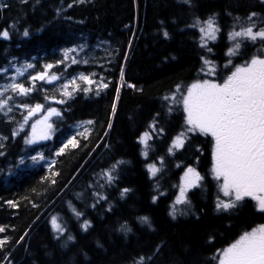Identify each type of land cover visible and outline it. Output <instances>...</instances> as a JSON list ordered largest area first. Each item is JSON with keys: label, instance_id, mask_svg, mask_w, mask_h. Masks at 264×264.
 Returning <instances> with one entry per match:
<instances>
[{"label": "trees", "instance_id": "16d2710c", "mask_svg": "<svg viewBox=\"0 0 264 264\" xmlns=\"http://www.w3.org/2000/svg\"><path fill=\"white\" fill-rule=\"evenodd\" d=\"M4 3L8 7L0 8V31L8 30L10 39L0 38V67L10 60H25L35 66L18 82L30 87L29 73L63 60V50L77 44H85L87 53L77 58L88 59L89 63L64 61L51 69L61 79L53 84L37 81V88L43 91L17 97L31 106L37 102L44 106L17 136L11 133L18 129L17 122H23L26 110L15 108L8 117L0 113V137H5L0 139V227L5 229L0 240L8 241L0 247V264H8V260L11 264H133L141 255H151L160 244L153 264H217L212 257L218 250L234 242L243 231L264 224V215L254 211L255 202L249 198L231 215L215 208L217 196L222 194L211 175L210 136L188 134L182 148L168 152L182 131L183 113L179 100L169 113L167 106L172 102L163 99L171 96L177 85L186 90L206 78L207 67L201 70V55L218 67L223 65L228 59L225 53L233 44L227 33L235 23L226 13L241 17L250 11L264 13V6L257 0H192V8L179 0H85L83 4L73 0H0V5ZM69 3L71 8L67 7ZM59 9L62 11L57 15ZM213 13L218 14L216 21L221 28L216 41L208 42L214 55L200 47L198 29L186 27L194 16L205 20ZM25 29L28 37L23 36ZM163 31L169 33L168 39ZM250 51L242 49L244 55ZM234 59L241 62L240 56ZM81 73L97 81L103 77L109 87L97 95L93 86L87 94L75 92L71 98H63L65 103L56 104L52 98L62 99L57 91L60 85ZM6 81L4 75L0 76V84ZM114 101L116 113L110 117ZM48 107L60 112L59 117L50 119L51 139L34 147L26 145L25 134H30L31 125L47 113ZM89 120L94 123L87 124ZM152 123L164 132L153 131L149 127ZM145 131L151 136L147 149L138 142ZM73 135L80 146H69L57 156L62 142ZM145 151L147 156L143 155ZM35 153L51 162L33 167L20 164L21 158ZM118 160L125 163L117 168V180L112 186L100 188L99 184H104L102 170ZM148 165L159 170L155 176L149 173ZM188 166L205 179L201 187L188 191V204L175 206L173 220L169 212ZM124 188L129 191L121 196ZM93 191L107 197L95 208L91 206L95 202ZM153 196L157 197L155 203ZM76 212L83 215L77 218ZM141 216L149 218L151 230L139 222ZM52 217L65 229L59 240L51 226ZM85 220L90 224L86 231L82 227ZM124 224L132 229L127 235L119 230ZM69 235L71 241H67ZM65 242L67 247H62Z\"/></svg>", "mask_w": 264, "mask_h": 264}, {"label": "snow or ice", "instance_id": "6c2138e0", "mask_svg": "<svg viewBox=\"0 0 264 264\" xmlns=\"http://www.w3.org/2000/svg\"><path fill=\"white\" fill-rule=\"evenodd\" d=\"M28 0H21V3H27ZM39 3V0H35ZM78 2L83 4L85 0H73V3ZM180 3L186 5L188 8L193 7L192 0H179ZM257 2L264 6V0H257ZM8 4L0 5V8H7ZM68 8L72 7V3L67 5ZM62 9L57 10V15L60 14ZM232 16L235 23L227 33L229 41H232V47H229L225 55L228 59L222 66L218 67L208 57L201 55L203 71V79L197 80L182 90L180 85L176 86L175 91L171 96H164L165 101H171L168 111H173V105L179 100V106H182L183 113V128L182 131L173 139L172 146L168 149L172 153L173 149H180L184 146L185 138L188 134L193 136L199 134L205 137H211V175L212 178L218 183L219 193L215 202V208L218 211L234 214L235 210L245 205L246 198H249L254 203V211L264 215V13L250 11L246 16L239 15L233 16L231 12L226 13ZM217 13L211 14L207 19L202 20L199 16H194L193 22L187 24V28H197L200 33V47L206 49L208 53L214 55L213 49L208 47V42H215L217 34L221 32V28L216 21ZM163 23V22H161ZM175 23V21H173ZM239 27V30L237 29ZM14 27V26H11ZM183 31V29H181ZM23 36L28 37L29 31L25 29ZM165 39L169 38V33L163 31ZM0 38L7 41L10 39V32L8 30L0 31ZM252 49L247 55H244L242 49ZM85 44H77L71 48L63 50V60L57 61L56 64L47 63L43 65L42 71H36L35 74L29 73L28 80L31 82L30 87H26L24 83L18 82V78L24 76L25 71L34 69V65L27 63L23 67H16L13 61H8V65L0 67V76H3L9 71V67L14 68L15 75L11 76L10 82L0 84V113L8 117L15 108L23 107L27 115H22V123H18V129L14 128L11 135L15 137L19 132L24 131V126L28 121L41 111L44 107L41 103L37 102L31 106L27 100H18L17 97H29L33 91H43V88H37L36 82L41 81L46 84H53L61 77L52 73L51 69L69 61L71 64L84 63L88 64V59H78L80 53L85 52ZM70 53L75 55L70 56ZM240 56L241 62H235V57ZM124 58L127 59L125 53ZM67 69H65L66 71ZM121 79H123L124 69L121 67ZM91 75H95L94 73ZM80 81L85 87H81ZM219 80L220 82H216ZM95 86L96 94L100 90L107 89L109 82L104 80L103 77L100 81L94 80L90 75L81 73L78 77H73L71 80L64 82L60 85L59 95L62 99H56L53 96V101L56 104L65 103L63 98H71L75 92H84L85 94L93 91ZM128 87H134L131 84ZM116 99H119V87L116 88ZM176 93H180L177 97ZM48 95L44 96V100H48ZM116 113V103L112 104V111L110 117ZM157 116L159 113L156 114ZM51 116H60V112L56 108L48 107L47 115L43 120L38 121L31 125V134H25L26 138L24 143L26 145L37 144L42 140L51 139L53 125L48 122ZM155 120V117L153 118ZM11 122V121H9ZM91 125L94 122L89 120L86 122ZM153 131L163 133L164 129H157L155 123L149 125ZM112 128L111 119L108 121V129ZM87 131V129H86ZM79 134V133H78ZM105 136L108 132L105 131ZM5 139V137H0ZM151 136L145 131L139 138V143L144 145L147 149L149 145L147 140ZM79 147L76 136L73 135L62 142V147L55 153L57 156L64 153L65 149ZM99 147V145H97ZM108 148L107 143L104 144ZM199 151V149H197ZM0 155H3L0 152ZM143 155L147 156L145 151ZM32 162L38 163L40 160L45 159L43 154L37 153L31 156ZM24 160L21 158L20 164ZM125 163L123 160H118L112 164L108 169L102 170V179L104 184H99L100 188L112 186L117 180L118 176L115 175L119 165ZM179 167V165H177ZM148 171L152 176H155L159 171L154 165H148ZM205 177L191 166L186 167L183 176L180 178L178 184V193L175 195V200L172 211L169 215L173 220L176 219V205L188 204L187 193L190 189L201 187V181ZM55 183V180L52 181ZM90 188H95L93 184H89ZM129 189L124 188L121 190V196L128 192ZM95 202L91 205L95 208L96 204L101 200H107V197L102 195L99 191H93ZM164 195V193H160ZM156 196H153L152 202L155 203ZM15 207V204L9 202ZM35 206V205H34ZM108 211H111L109 207ZM186 214V213H181ZM83 213L76 212L77 218L82 216ZM142 225H147L151 230L152 225L148 217H138ZM52 229L57 233L56 239L59 240L64 235L65 229L57 222L56 217L51 218ZM86 231L90 224L87 220L82 225ZM120 231L125 235L132 231L126 224L120 226ZM4 227H0V233L4 232ZM27 235V233H25ZM21 240L24 236L20 237ZM73 237L67 236V241H71ZM211 239L209 243H211ZM8 243L7 239L0 240V247ZM62 247H67L65 242ZM162 244L157 245L151 255H141L138 259L133 260V264H153L154 257L159 253ZM10 253L6 254L4 259L8 260ZM217 264H264V224L253 227L250 231H243L234 242L230 243L227 247L218 250L217 254L212 257ZM8 264L11 261L8 260Z\"/></svg>", "mask_w": 264, "mask_h": 264}, {"label": "rangeland", "instance_id": "374dc122", "mask_svg": "<svg viewBox=\"0 0 264 264\" xmlns=\"http://www.w3.org/2000/svg\"><path fill=\"white\" fill-rule=\"evenodd\" d=\"M13 63L15 64V66L16 67H23V65H25V64H27V63H29V62H27V61H23V62H17V61H13ZM26 72V71H25ZM15 75V70H14V68H12V67H9V71L6 73V74H4V76H5V78L7 79V81L5 82V83H8V82H10L9 81V79L8 78H10L11 76H14ZM20 78L21 77H19L18 78V81L20 80ZM4 83V84H5ZM40 112V111H39ZM39 112H37V113H39ZM36 113V114H37ZM47 115V113H44V114H42L41 116V118L38 120V121H40V120H43L44 119V117ZM52 118V116L49 118V120H48V122L50 123V119ZM37 121V122H38ZM36 121L34 122V123H37ZM33 123V124H34ZM30 129H31V127H30ZM30 134H31V130H30ZM29 134V135H30ZM45 140H42V141H39L38 143H41V142H44ZM35 156V155H34ZM43 162H46L45 160H42ZM41 162V160L38 162V163H40ZM38 163H33L32 162V160L30 159V158H28L27 160H26V162H25V166L26 167H33V166H35V165H37ZM191 190V189H190ZM222 194V193H221Z\"/></svg>", "mask_w": 264, "mask_h": 264}]
</instances>
